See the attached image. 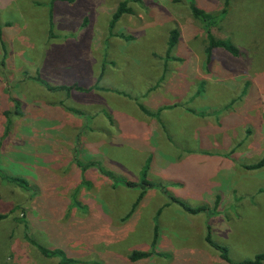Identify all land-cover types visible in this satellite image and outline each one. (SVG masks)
Wrapping results in <instances>:
<instances>
[{"label": "rangeland", "instance_id": "374dc122", "mask_svg": "<svg viewBox=\"0 0 264 264\" xmlns=\"http://www.w3.org/2000/svg\"><path fill=\"white\" fill-rule=\"evenodd\" d=\"M120 1L56 0L48 30L49 0H0V264H62L38 246L60 250L70 264H228L201 243L203 214L186 223L190 214L170 194L211 214V237L225 239L232 261L251 259L264 251V165H243L264 154V0H127L131 12L111 26ZM190 4L220 16L211 32L236 56L217 47L205 61L204 30ZM172 28L178 39L167 53ZM30 76L71 86V99L58 101L45 87L41 96L37 82L23 91L17 81ZM146 86L153 89L139 97ZM137 97L184 105L218 127L194 122L186 136L164 125L173 141L166 153L138 134L159 126L137 124ZM107 144L139 158L148 152L152 181L167 196L159 184L137 201L139 186L107 200V177L98 170L111 164ZM113 161L119 175L133 178L125 160ZM190 232L191 243L184 239ZM141 240L158 255L130 260Z\"/></svg>", "mask_w": 264, "mask_h": 264}, {"label": "crops", "instance_id": "0c3cea01", "mask_svg": "<svg viewBox=\"0 0 264 264\" xmlns=\"http://www.w3.org/2000/svg\"><path fill=\"white\" fill-rule=\"evenodd\" d=\"M48 5H49V3H48ZM47 17H48V20H49V17L51 18V16H49L48 13H47ZM50 28L51 27H49V22H48V30H50ZM48 36H50V37L53 36L50 33V31H49ZM27 79L28 80L18 79V81H17V83L19 82V87H21L23 91L26 90L28 87H30L33 82H35V83L37 82V86L39 87V95L42 96V94H44V91L42 90V88L45 87V91L46 92H48V91H52L53 93L57 92V96L56 97H57L58 101H63L64 94H66L71 99V92L72 91L70 93L64 92V93H62L61 96H59L60 95L59 91H62V90L54 91V90L48 89L45 86V84L49 85V86H54V85H50L49 83H46V82H44L42 80H39V79H37V77H34V76H30V78H27ZM55 85H59V84H55ZM13 89L15 91H17L19 94L21 93L20 92L21 90H16L15 88H13ZM150 89H153L152 86H146L143 91L141 90V93L139 94V97L141 95H143V93L145 91H146L145 94H149L150 91H151ZM95 91H96L95 89L92 90V92H95ZM107 91H110L109 88H107ZM11 95L13 96L12 93H11ZM125 95H127V94H125ZM139 97H137L135 99L136 103H137L136 104L137 105L136 108H137L138 112L136 111L137 113L135 115V119L134 120L137 122L138 125H139L140 122L141 123L145 122V124H148L149 126H152V125H154V122H156L159 127L156 128V129H153L152 127L150 129H145L144 127H140V130H139L138 134L141 137H143V141H145V142L152 141V142L156 143L157 144L156 146H158L159 148L163 149L166 153H170V150L167 149V147H171L173 141L171 140V137H172L170 135L171 133L169 131H166V129L164 128V125L165 126L178 127L177 128L178 131L181 132L182 134L186 135V136L189 135L190 129L193 131V129L190 128V125L192 126L194 122L197 125H199V127L207 126V125H212L215 128L218 127V125H216V123L214 121L210 122L207 119V116H206L207 114H205V113H193V112H191V110H189L184 105H177V104L166 105L164 103H160L161 101L159 102L160 104L159 103H153V102H152V104H147L144 101V99H140ZM39 99L42 100L41 97ZM46 99H47V97H46ZM46 99L43 96V100L47 104L48 101ZM149 99H151V98L149 97ZM13 101H16V99L13 100ZM151 101H153V100L151 99ZM75 102L77 104H81V102L78 99ZM4 110L5 109H3L2 112H1L3 115H4V112H5ZM12 111H13L14 114H16L15 113L16 112V105L15 104H13ZM230 111L232 112L233 109H231ZM105 117H107V120H110L108 113L105 114ZM3 118L6 120V118L4 116H3ZM149 118H152L153 121L151 122L149 120ZM8 119H10V118H7V120ZM111 120H112V117H111ZM112 123L116 124V122H114V119L112 120ZM188 124H189V126H188ZM8 125L6 123L7 128H8ZM110 125L107 126V136H109V137L113 136V134H114V130H112V128H110ZM110 142H111V140L108 141V143H110ZM107 147H108L107 148V152H111V154H110L111 156H109V154H107V159L110 160L111 164H109L107 167H105V166H103V167H105L107 169V171H109L111 174L115 175L116 177H118V178H120V179H122L124 181H129V182L134 183L135 184L134 186H139V181H140V178H141L140 177L141 176V170L143 169L144 165L146 164L145 179H147L148 181H150L152 183H156V184H161L162 185V183L160 181H155V182L152 181V180H154L152 178L154 176H152L151 173H150V166H149V162H150V156L149 155L150 154L148 152H142V157L139 158L137 156H134V154L136 152L135 153H131V151L128 148L124 147L123 145L120 146V145H115V144H107ZM232 149H233V146H227L225 151H228V150L231 151ZM127 153H128V155H127ZM137 153H138V151H137ZM113 160H116V161H119V162H122V161L125 160V163H127V165H128L127 166L128 169H129V167H131L133 169V171H134L133 172V174H134L133 178L130 177V176H132V174H129L127 172H126L127 177L119 175L117 173V169H116V166H115L116 162L113 161ZM89 162L92 163L93 165L97 163L96 162V158L92 159V160H89ZM77 165L82 167V165H80L79 161H78ZM135 173L138 176V179H134ZM122 180H120L118 182H114V181H112V179L109 178V176H107V186H108V189L110 190V191H107V200L110 201V200L113 199V196L115 194H121L122 192L127 190V188L134 187V186H130V187L127 186L124 182H122ZM163 187L164 186L162 185L160 190L164 191V195H166V193L168 194L169 192H167V191L165 192ZM149 189L150 188L142 189L141 187H139V188L137 187L136 188V192H135V194H136L135 201L137 199V196L140 193H141V196L138 199H140V198L142 199L143 197H145L147 195ZM151 189H154V188L152 187ZM259 195L261 196V199H264V194H262V195L259 194ZM168 196H169L168 198L171 199V200H174V198H175L171 194L168 195ZM234 197H235V193H234ZM175 200H178V199H175ZM219 200L220 199H218V197L215 198V201H216L215 208L216 209L218 207L217 202ZM111 204H109L107 206V221L111 220V222H113L114 219H111V217H110L111 215L108 214V213H110L109 209L115 208V205L117 206V204L114 203V202L111 203ZM223 206H224V204H223ZM127 212H124L123 215H125ZM186 213L190 214V217H188L187 219L184 218L185 222L187 223V222H192V215H197L198 212L195 213V214H192V213H189V212H186ZM199 213L203 214V217L200 219V222H201L202 226L200 227L199 237H201V243L202 244L204 243L207 246L208 244L204 240V235H205V230H207L206 227H208V229L210 231V235H211V230H210V222H211V220L207 216L208 212H206V210L200 211ZM208 214H210V213H208ZM217 214H218V212H216V216H217ZM210 216H211V214H210ZM119 217H122V216L119 215L118 218ZM140 217H141V215H140ZM149 224L151 225V227L154 226V225H157V224H153L152 223V216L149 217ZM108 226H109V224L107 222V233L111 234L110 229H109ZM127 226L124 227V229H126L125 231H128L129 229H130V231H132L131 230V226L130 227L128 226L129 228ZM188 229L191 230V227H189ZM184 239L187 240L189 243H191L192 242V240H191V232L185 234ZM211 239L213 241L215 240L214 242H216V243L224 245L227 248V253H228V247L229 246H226L224 244L225 239H221V242H218L215 238L213 239V237H211ZM144 245H149V244L147 242H144V240H141V241H139V244L136 246L138 248H135V249H132V250L151 251L152 253L150 254V256H152L154 258H155V256L158 255L159 252L157 250H155V249H153V250H151L149 248L146 249V250L143 249ZM132 250H130L129 253ZM128 254H127V256H128ZM150 256H148V257H150Z\"/></svg>", "mask_w": 264, "mask_h": 264}, {"label": "trees", "instance_id": "16d2710c", "mask_svg": "<svg viewBox=\"0 0 264 264\" xmlns=\"http://www.w3.org/2000/svg\"><path fill=\"white\" fill-rule=\"evenodd\" d=\"M54 1H56V0H49V5H48L49 16H51V7H52V4ZM67 1H70V0H67ZM134 1H138V0H134ZM223 1H224V4L226 5L227 0H223ZM126 3H127V0H123L117 4L114 12H112V14H111L109 25L111 24V26H112L113 23L120 17L121 14L131 12L130 8L126 7ZM189 11H190L193 18H196L199 20V22L201 23V26L204 30L205 45L203 47V54H204V58H205L206 62L211 57L212 50L214 48H217V47L224 49L225 51L229 52L232 56L237 55L238 50L227 39L215 38L214 34L211 32V27L213 25H215L217 23L218 19L220 18V16H217V13L212 14V13L206 12L194 4L189 5ZM48 22H49V27H50L51 26L50 17H49ZM177 39H178L177 29H175V28L170 29L168 31V36H167V46H166V52L167 53L174 46ZM45 86L50 90H54V91L62 90L66 93H68L69 89L71 88V86H66V85H61V84L60 85H54V86H49V85L45 84ZM74 87L77 89L76 85H74ZM4 114H6V112ZM263 165H264V154L256 162H254L252 164H245L243 166L246 169H255V168H259ZM97 166H99V165H97ZM145 168H146V164L144 165L143 169L141 170V176H140L141 178L139 181V187H141L142 189H146V188H152V187L158 186L159 184L152 183V182L148 181L147 179H145ZM98 170L102 175H104L106 177L109 176V178L112 179V181H114V182H118V181L122 180V179L116 177L115 175L111 174L109 171H107V169L103 168V169H98ZM9 179H13V177L12 178L9 177ZM122 182H124L129 187L135 185L134 183L129 182V181L122 180ZM140 196H141V193L137 196L136 201L138 200V198ZM174 201L177 202L179 204V206L184 211L192 213V214H195L199 211L204 210L203 206L192 208L181 200H175L174 199ZM134 204H136V203H134ZM134 204H133V206H134ZM4 217H5L4 214H0V220ZM206 228H207V230H205V235H204L205 242L211 248L218 251V256L225 263H228V264H261V262L264 260V251H262V252L256 253L251 259L232 261L227 256V248L222 244L214 242L211 239V235H210V231H209L208 227H206ZM155 237H156V225L153 226V233H152V240H151L152 245L154 244ZM38 248H39V252L46 255V256H53V254H56L57 256L62 257L61 258L62 264H70L72 262L71 259L64 258L61 255L62 252L60 250H57V251L54 250L55 251L54 252V251L46 250L43 247L38 246ZM151 253H152L151 251L132 250L128 254V258L130 260H137V259H141V258H146V257L150 256Z\"/></svg>", "mask_w": 264, "mask_h": 264}]
</instances>
